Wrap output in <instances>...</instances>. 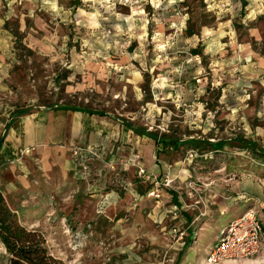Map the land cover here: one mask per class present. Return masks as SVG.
Returning a JSON list of instances; mask_svg holds the SVG:
<instances>
[{"label":"rangeland","instance_id":"374dc122","mask_svg":"<svg viewBox=\"0 0 264 264\" xmlns=\"http://www.w3.org/2000/svg\"><path fill=\"white\" fill-rule=\"evenodd\" d=\"M44 1L22 3L0 29L10 41L1 121L64 104L158 139L225 146L157 142L154 152L146 138L148 168L136 142L70 151L77 174L42 164L43 183H3L8 205L59 264H210L246 206L228 208L264 202V0ZM16 159L0 157V168Z\"/></svg>","mask_w":264,"mask_h":264},{"label":"crops","instance_id":"0c3cea01","mask_svg":"<svg viewBox=\"0 0 264 264\" xmlns=\"http://www.w3.org/2000/svg\"><path fill=\"white\" fill-rule=\"evenodd\" d=\"M36 1L0 0V29L7 23L6 21L19 13L22 3L26 8L34 6ZM44 2L47 5L51 4L49 0ZM44 42L41 40L42 44ZM9 44L8 38L0 36V61L7 57L4 50L8 48ZM4 121L0 120V157L2 159L8 157V160L18 158L20 154L23 157L20 161L16 159L15 166L0 168L1 191H3V183L9 185L10 181L21 184V186H17L20 189L21 187L26 188L31 182L30 177L35 182L43 183V169L41 171L38 167L42 164H53L51 174H59L58 176L61 178H66L72 173L77 174V163L70 154V151H73L77 146L111 151L113 145L115 146L118 142L125 140L127 148H130L131 143L136 142L135 149L139 151L140 164H144L147 168L149 164L151 165L147 155L151 154L152 149L146 138H151L154 141L152 146L154 152L158 145L157 142L162 148L167 146L160 139L144 132L138 126L124 123L127 128L133 131L131 134L125 132L123 130L125 126L119 124V121L112 116L71 105L62 104L53 108L39 107V109L28 112L26 110L13 111ZM158 149L161 148L158 147ZM4 179L6 180L4 181ZM253 200L245 201V204L232 205L228 208V212L238 205L260 207L264 204V202H260L259 198H253ZM260 220L264 225L263 212L260 213ZM216 264H264V249L262 248L259 253L248 258L225 259Z\"/></svg>","mask_w":264,"mask_h":264},{"label":"trees","instance_id":"16d2710c","mask_svg":"<svg viewBox=\"0 0 264 264\" xmlns=\"http://www.w3.org/2000/svg\"><path fill=\"white\" fill-rule=\"evenodd\" d=\"M160 141L166 145L173 146H178L181 143L212 146L216 151L222 150L225 146V141H218L216 143H202L200 141L193 140L180 143L179 141L169 142L167 139H160ZM240 206L241 205H238L236 207ZM255 208H258L259 211H255ZM249 209H253L260 219V213L263 212L260 207H257L256 205L246 206L243 214ZM241 216H235L230 223ZM221 235L218 241L220 240ZM0 240L6 249V254L1 259L0 264H59L57 258L50 252L45 234L39 230L29 229L22 225L19 222L17 212L10 208L6 200V196L1 190Z\"/></svg>","mask_w":264,"mask_h":264},{"label":"built area","instance_id":"2783aa9c","mask_svg":"<svg viewBox=\"0 0 264 264\" xmlns=\"http://www.w3.org/2000/svg\"><path fill=\"white\" fill-rule=\"evenodd\" d=\"M84 152L93 153V149L83 146L73 149L76 156H81ZM140 173L145 174V170L141 169ZM260 208L264 213V204ZM262 248L264 249V225L256 212L249 209L222 231L220 240L209 253L208 261L216 264L225 259L248 258L259 253Z\"/></svg>","mask_w":264,"mask_h":264},{"label":"bare ground","instance_id":"6f19581e","mask_svg":"<svg viewBox=\"0 0 264 264\" xmlns=\"http://www.w3.org/2000/svg\"><path fill=\"white\" fill-rule=\"evenodd\" d=\"M182 173H183V172H182ZM136 218H137V217H136ZM136 220H140V218H139V219L137 218ZM153 234H154V233H153Z\"/></svg>","mask_w":264,"mask_h":264},{"label":"water","instance_id":"95a60500","mask_svg":"<svg viewBox=\"0 0 264 264\" xmlns=\"http://www.w3.org/2000/svg\"><path fill=\"white\" fill-rule=\"evenodd\" d=\"M68 107V106H67ZM208 142H211V141H208Z\"/></svg>","mask_w":264,"mask_h":264}]
</instances>
